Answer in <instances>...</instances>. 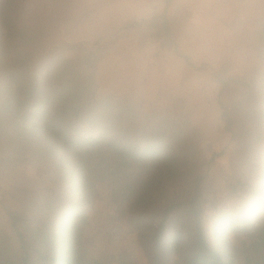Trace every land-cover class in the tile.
Listing matches in <instances>:
<instances>
[{"label": "trees", "instance_id": "16d2710c", "mask_svg": "<svg viewBox=\"0 0 264 264\" xmlns=\"http://www.w3.org/2000/svg\"><path fill=\"white\" fill-rule=\"evenodd\" d=\"M48 1L50 10L36 6V0H0V144L12 150L13 159L42 167L46 184L43 191L22 190L28 195L18 199L21 210L5 208L17 243L0 228L5 242L0 264H99L82 250L81 236L100 181L109 182L113 199L134 208L154 205L165 184L170 190L160 220L143 221L137 230L149 264H165V248L178 254L175 264H264V222L257 220L260 210L250 212L256 202L264 203V22L255 29L261 65L240 77L228 75L223 66H197L178 50L177 25L167 15L173 0H163L160 12L130 25L146 22L151 39L168 40L175 55L209 71L218 83L225 130L240 146V173L233 175L228 194L248 202L234 220L219 196L214 203L219 200L222 207L215 212L204 204L201 182L220 153L203 156L198 129L182 105L144 112L111 94L97 97L96 66L105 43H65L46 51L44 39L54 34L74 0ZM67 51L73 59L65 57ZM225 91L237 94L226 107L219 99ZM137 166L146 167L142 176L135 174ZM189 222L190 249L179 252ZM208 229L219 242H210ZM239 233L241 246L228 235Z\"/></svg>", "mask_w": 264, "mask_h": 264}, {"label": "rangeland", "instance_id": "374dc122", "mask_svg": "<svg viewBox=\"0 0 264 264\" xmlns=\"http://www.w3.org/2000/svg\"><path fill=\"white\" fill-rule=\"evenodd\" d=\"M157 1L74 0L66 7L67 15L57 24L54 34L52 33L44 39L45 49L46 51H50L54 46H62L65 43L86 42L90 44L98 39L101 43H105V57L108 53L119 54L121 51L129 49L130 46L138 47L141 56L138 59H133L134 66L137 67V70L142 66L145 75H147V81L152 83L154 81L151 80L152 75L159 69V63H161V58L164 56L162 47L171 46V44L166 39L154 42L153 38L151 39L148 34L146 22H141V25L138 26L130 25L139 22L140 19L142 20V11L146 7L149 8V12L160 11L161 7H156ZM185 2L186 0H175L167 14L174 25H179L178 28L174 26L178 30L189 17L188 15V17L185 16V10H189ZM35 5L45 10H50L52 7L51 2L48 0H36ZM190 13L189 10L188 14L190 15ZM222 13L227 12L223 11ZM228 14L230 15V12ZM178 30L176 33L177 40ZM231 45L235 46V48H241L242 46L236 37L231 41ZM144 47L145 50L143 51ZM163 48L165 51L169 49ZM252 50L255 63L251 66L261 65L254 46ZM73 55V51L65 53V57L70 60L73 59ZM120 56L122 57L121 54ZM124 61L126 62L127 60L124 59ZM111 63L109 58H105L96 66V96L100 97L111 94L117 99L129 100L128 102L133 108L144 112H151L162 106L174 105V107H178L182 105L183 109L189 114L193 125L198 129L200 150L203 156L207 159L212 152L220 153L214 158L201 182L202 194L205 198L204 204L208 208L207 210L215 212L222 207L221 202H223L227 206V209H232L231 212L234 220L240 218L242 211L247 208L248 202L239 198L232 199V196L228 194V188L230 182L233 180V175L240 173L239 167L237 168L236 165V161H239L237 157L240 154V146L238 142L230 138V133L225 130L221 118L222 108L217 98L219 85L218 89L214 90L216 95H211V98H209V88L205 85L203 77H199L196 79L195 84L190 87V92H195V96L181 97L176 95L172 98L170 97L169 100L159 99L160 101L157 102H149L150 100L140 102V100L133 99L130 95H124L122 90L117 89L122 84L121 81L117 82L112 92L108 91L111 87L108 77H113L114 73L119 74L120 70L125 69L120 64L116 66L117 68H111ZM172 63L178 68V64H181V62H178V64ZM232 66L235 65L233 64ZM251 66L247 68L245 65H237L238 68L235 66L232 69L237 74L230 75L228 72L227 74L233 77L245 76L251 70ZM181 78L183 77L181 76ZM182 81L180 83L178 81L177 84L181 86ZM115 89L117 90L115 91ZM157 94L158 96H162L160 92ZM219 99L226 107L237 99V94L233 91H225L220 94ZM13 156V152L9 147L0 144V159H6V161L0 164V228L9 236L11 242L16 244L17 240L12 231L9 217L5 213V208L21 210L18 199H23L28 195L22 192V190L36 188L42 190L46 187V184L42 167L13 159ZM135 169V174L138 172L140 176L146 171V167L137 166ZM202 170L205 171L204 167ZM138 179L141 178L139 177ZM108 183L106 181L97 182L93 192V201L87 206L89 218L81 236L82 250L86 253L87 257L96 259L99 264H149V256L139 246L137 230L143 221L151 219L152 223H156L160 220L163 216L162 209L166 205L164 193L170 190H167V185L165 184L157 194V199H155L157 202L154 205L134 208L128 202L113 199ZM185 191L180 189L179 193L185 194ZM217 196L222 198V200H220L221 202L218 200L214 203V198ZM254 207L250 212L254 213L255 210H260L257 220L264 222V203L256 202ZM176 214L177 212H173L170 217L169 223L172 226L175 223L173 217ZM212 220L215 221L216 218L212 217L208 219L207 225L209 227L212 225ZM186 228L187 235L183 247H181L179 252H187L190 249L192 241L191 222L188 223ZM230 232L233 231H229L228 233ZM228 235L232 244L237 246L243 244L244 237L241 233L237 236ZM208 238L212 244L219 242L213 240L210 229H208ZM0 249L2 253L5 251L3 238H0ZM164 255L166 256L165 264H175L173 260H175L178 254L170 255L168 249L165 248ZM37 261L40 262V260ZM39 264L48 263L40 262Z\"/></svg>", "mask_w": 264, "mask_h": 264}, {"label": "crops", "instance_id": "0c3cea01", "mask_svg": "<svg viewBox=\"0 0 264 264\" xmlns=\"http://www.w3.org/2000/svg\"><path fill=\"white\" fill-rule=\"evenodd\" d=\"M174 2L175 0H173L169 10ZM185 3L191 13L178 30V50L189 56L195 65L205 62L215 69L224 66L229 69L227 70L228 74L235 75L237 73L232 70L235 66L245 65L248 68L255 63L252 49L257 43L255 29L259 23L264 22V0H186ZM156 4V7H161V11L164 5L163 0H158ZM160 11L149 12V8L146 7L142 11V19H148L149 13L151 17ZM223 11L227 13H222ZM234 37L238 38L242 44V46L240 45L241 48H235L231 45ZM153 40L155 42L163 39ZM163 47L169 49L165 51ZM163 47L164 56L159 63V69L152 75L151 80H154L152 83L147 81V75H145L142 66L139 70L134 66L133 59H138L141 56L138 47L130 46L129 49H125L119 54L108 53L105 57L103 54L97 65L103 59L109 58L112 62L111 68H117L118 64L125 67V69L120 70V75L114 73L113 77H108L111 86L108 91L112 92L117 82L121 81L122 84L117 89L122 90L124 95H130L140 102L147 100L157 102L169 100L170 97L176 95L181 97L195 96V92H190V87L195 84L197 78L203 77L205 85L209 88V98L211 95H216L214 90L218 89V84L210 80L209 71L193 68V66L186 64L181 57L175 55L171 46ZM124 59L127 61L125 62ZM172 62L177 64L181 62V64H178V68ZM233 64L235 66H232ZM181 80L183 83L180 86L177 82L180 83ZM159 92L162 96H158L157 93Z\"/></svg>", "mask_w": 264, "mask_h": 264}]
</instances>
